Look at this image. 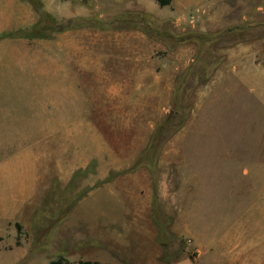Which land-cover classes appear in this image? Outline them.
I'll list each match as a JSON object with an SVG mask.
<instances>
[{"label":"rangeland","instance_id":"obj_1","mask_svg":"<svg viewBox=\"0 0 264 264\" xmlns=\"http://www.w3.org/2000/svg\"><path fill=\"white\" fill-rule=\"evenodd\" d=\"M62 7H76L75 16L58 21L76 19L59 32L72 31L77 53L61 51L59 70L40 71L55 66L41 55L0 48V99L17 126L32 127L36 116L46 129L56 125L44 139L38 205L23 219L19 245L15 229L0 232V264H49L59 256L67 264H264L260 76L247 66L248 85L230 64L241 42L256 47L259 69L264 64V0H173L164 7L156 0H62ZM124 11L150 13L171 21L175 34L210 41L202 51L196 41L170 49L116 20ZM38 13L37 24L18 30H27L21 37L30 39L28 48L53 50L58 30L36 36ZM170 114L183 125L151 167H135ZM60 115L71 120L58 129L50 121Z\"/></svg>","mask_w":264,"mask_h":264},{"label":"crops","instance_id":"obj_2","mask_svg":"<svg viewBox=\"0 0 264 264\" xmlns=\"http://www.w3.org/2000/svg\"><path fill=\"white\" fill-rule=\"evenodd\" d=\"M44 7L52 14L54 18L60 20L61 17H72L77 13L76 7H70L67 12L62 13V0H42ZM71 3L66 4V8ZM38 9L34 7L29 0H0V35L4 32L26 28L38 23ZM72 31H68L65 35L59 31L53 33L52 42L53 50L36 51L27 47L30 42L29 38L23 37H4L0 39V48L2 51L16 53L22 58L34 56L43 57L47 62L45 64H53L55 66H44L40 71L49 72L59 70L60 63L59 53L63 52L64 56L71 58V53H77L75 38ZM68 37V41H65ZM22 46L25 47L23 50ZM63 48V50H62ZM0 50V51H1ZM25 51L28 55H24ZM58 51V52H57ZM256 56V47L252 44L241 42L238 47H234L230 51V64L234 66V71L239 76V80L248 83L253 80L249 74V67L257 68L256 75L260 76V86L256 89L261 90V99L264 103V64H254L253 58ZM253 63V65H252ZM69 64V61H68ZM249 66V67H247ZM66 67V65H65ZM69 67V66H67ZM71 71V68H70ZM38 86V85H37ZM64 84H58L56 88L65 89ZM75 86V84H74ZM254 86V85H253ZM69 92L71 86L69 85ZM27 88V87H26ZM4 89L0 84V91ZM74 94L76 96V89ZM61 94H57V98H61ZM74 96V101H77ZM71 98V93H69ZM4 101L0 99V232L6 228L18 230L15 226L19 222L24 226L23 219H28L29 212L34 211L38 205L39 189L43 188L44 168H45V136L47 131L54 132L56 125H51L46 129L44 117H35V123L32 127L27 124L17 126L20 122L18 117L10 116L13 112L12 108H5ZM44 102L41 104L43 107ZM39 114V113H38ZM76 117V116H75ZM73 118L74 122L76 118ZM17 119V120H16ZM71 117L53 116L50 122H57V128L60 129L61 122H70ZM66 131V130H65ZM42 192V191H41ZM10 235H7V237ZM5 240V236H1ZM0 241V242H1ZM2 246H0V250ZM9 250V248H3Z\"/></svg>","mask_w":264,"mask_h":264},{"label":"trees","instance_id":"obj_3","mask_svg":"<svg viewBox=\"0 0 264 264\" xmlns=\"http://www.w3.org/2000/svg\"><path fill=\"white\" fill-rule=\"evenodd\" d=\"M35 7H37L42 13L41 22L34 26L35 35L40 36L47 29H56L58 31L69 30L74 28L73 24L76 19H69L67 21H58L50 13L44 9L43 2L41 0H29ZM158 4L162 7L168 6L172 3L173 0H156ZM81 20V18L79 19ZM116 20H119L123 23L128 24L131 27L136 29L143 30L149 36L154 39L164 41V43L170 48L175 49L179 44L187 43L189 41H196L199 43V51H202L205 48V43L210 41L209 38L201 37L195 32H186L182 34H175L170 26L171 21L169 20H159L150 13L140 12V11H124L122 12ZM26 29L8 31L0 35V38L7 36L21 37L25 36ZM182 86H178L175 90L176 104H178L180 99V94L182 93ZM185 110V108H184ZM186 113L184 120L186 118ZM175 114H170L166 121L161 122L155 128L148 148V153L144 154L142 157L145 161H141L135 165L139 166L140 164H147L150 166L151 162L155 160V154L161 148V146L168 140L177 130L180 128L183 123L174 125L172 121L175 119ZM133 167V168H135ZM151 167V166H150ZM15 226L18 230V240L17 245L20 244L19 237L21 236L22 225L19 222L15 223ZM2 237L0 236V241ZM70 263V262H69ZM49 264H67V259L64 256H59L57 259L52 260ZM77 264H102L99 261L93 260H79ZM111 264V263H107Z\"/></svg>","mask_w":264,"mask_h":264}]
</instances>
